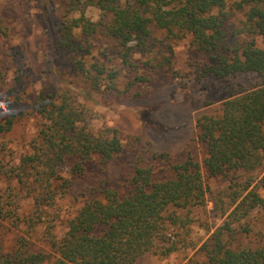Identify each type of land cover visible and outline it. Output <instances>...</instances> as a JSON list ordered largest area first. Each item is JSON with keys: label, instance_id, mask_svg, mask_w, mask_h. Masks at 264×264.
<instances>
[{"label": "trees", "instance_id": "16d2710c", "mask_svg": "<svg viewBox=\"0 0 264 264\" xmlns=\"http://www.w3.org/2000/svg\"><path fill=\"white\" fill-rule=\"evenodd\" d=\"M68 1V9L81 13L64 20L58 44L75 53L72 65L87 87L60 84L35 101L17 87L9 99L14 107L0 119V264H146L151 252H189L193 212L211 192L204 170L230 181L227 194L234 207L230 212L220 207L226 218L187 264H264V220L257 217H264V46L258 43L259 37L264 40V0ZM85 5L98 8L97 20L85 15ZM239 14L243 18L233 25ZM7 28L0 5V35H7ZM188 36L190 48L210 60L196 67V78L260 77L248 88L231 90L219 110L198 116L204 160L177 161L152 150L158 162L139 157L126 194L97 182L83 203L64 208L62 200L91 163L111 160L126 147L118 128L94 124L82 96L94 91L142 97L158 70L177 74L175 43ZM94 41L107 44L102 57L88 61L83 56L91 54L88 42ZM20 103L29 105L18 109ZM31 116L39 127L16 155L9 136ZM21 191L33 202L28 220L20 214ZM61 219L66 230L58 237L54 228ZM24 222L27 234L43 226L51 252L35 249L25 236L7 245L6 231Z\"/></svg>", "mask_w": 264, "mask_h": 264}, {"label": "rangeland", "instance_id": "374dc122", "mask_svg": "<svg viewBox=\"0 0 264 264\" xmlns=\"http://www.w3.org/2000/svg\"><path fill=\"white\" fill-rule=\"evenodd\" d=\"M68 3V0H0L4 24L8 27L7 35H0V119L5 118L14 107L9 99L14 100L17 87L26 89L25 95L30 101H35L42 91L53 92L64 83L79 91L86 90L85 81L78 76L72 65L75 53L71 48L60 47L58 44L61 38L64 39V20L81 13L78 9H68ZM84 12L92 20L99 18V10L95 6L85 5ZM241 18V14L237 15L232 24L238 25ZM245 38L243 36L240 40ZM190 41L191 37L188 36L175 43L174 67L177 74L173 76L158 70L148 86L143 88L142 97L118 98L94 91L90 94L87 91L82 96L94 124L118 128L126 147L111 160L102 162L97 159L91 163L87 174L75 181L69 195L62 200L64 208L83 203L93 194L92 187L97 182L103 184V188L113 187L122 195L126 194L129 180L135 172L136 160L141 157L148 163L158 162L153 159L150 153L152 150L167 152L177 161L190 156L201 162L204 160L206 147L198 139V116L219 110L231 90L248 88L259 81L260 77L250 73L221 79L196 78V67L208 64L210 60L202 51L191 49ZM258 43L264 46L263 38L259 37ZM88 44L92 52L83 56L84 59L91 61L94 55L103 56L107 43L94 41ZM124 83L122 76L120 85ZM27 105L29 103H20L16 107L22 109ZM39 122L37 117L31 116L9 136L16 155L25 149V145L35 135ZM204 175L211 192L208 202L193 212L194 221L187 234V242L192 249L189 252L180 249L167 256L151 252L146 254L143 262L187 264L202 243L223 223L227 214L222 215L220 207L228 208L229 212L234 207L229 205L231 201L227 194L230 181L223 176L209 177L206 170ZM258 183L259 178L254 184ZM260 192L264 195V189L260 188ZM24 193L21 191L20 214L28 220L34 210L33 202ZM216 200H219L217 207ZM257 217L264 220L262 215ZM26 229L29 226L24 222L20 227L7 230V245H13L20 236H25L35 249L52 251L41 224L33 228L31 234H27ZM65 230L66 225L61 219L54 231L60 237Z\"/></svg>", "mask_w": 264, "mask_h": 264}]
</instances>
